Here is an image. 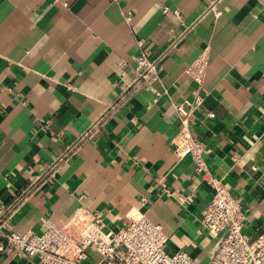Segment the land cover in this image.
<instances>
[{
  "label": "crops",
  "instance_id": "obj_1",
  "mask_svg": "<svg viewBox=\"0 0 264 264\" xmlns=\"http://www.w3.org/2000/svg\"><path fill=\"white\" fill-rule=\"evenodd\" d=\"M206 50L193 136L209 173L264 228V0H0V209L40 232L98 212L134 213L165 249L208 264L220 235L200 223L212 188L173 150V104L192 99L189 64ZM155 63L143 79L136 57ZM124 72V74H122ZM209 113H212L210 115ZM166 191V192H165ZM89 259L99 255L89 249ZM0 264H42L37 256Z\"/></svg>",
  "mask_w": 264,
  "mask_h": 264
},
{
  "label": "built area",
  "instance_id": "obj_2",
  "mask_svg": "<svg viewBox=\"0 0 264 264\" xmlns=\"http://www.w3.org/2000/svg\"><path fill=\"white\" fill-rule=\"evenodd\" d=\"M207 63L206 50L187 67L196 83L192 99L173 104L178 130L172 138L179 159L189 156L196 172L212 188L211 199L201 212L200 223L208 232L220 235L218 246L208 264H264V228L255 236L242 230L245 218L239 202L222 179L209 173L203 146L193 136V113L203 102L201 87ZM136 69L143 79H153L155 63L144 52L136 57ZM124 74V72H122ZM212 115V113H209ZM166 192V191H165ZM0 209V260L9 256H37L42 264H189L190 255L165 249L167 236L159 223L144 213H134L117 229H106L98 212L82 214L58 225L45 219L40 232L18 233L8 228ZM89 249L99 255L89 259Z\"/></svg>",
  "mask_w": 264,
  "mask_h": 264
}]
</instances>
